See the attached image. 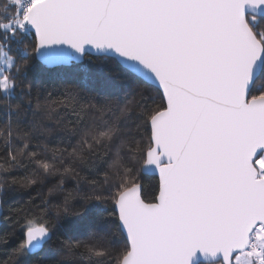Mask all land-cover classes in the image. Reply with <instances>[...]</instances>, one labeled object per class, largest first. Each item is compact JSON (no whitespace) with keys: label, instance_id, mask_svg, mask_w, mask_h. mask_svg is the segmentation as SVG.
<instances>
[{"label":"snow or ice","instance_id":"obj_1","mask_svg":"<svg viewBox=\"0 0 264 264\" xmlns=\"http://www.w3.org/2000/svg\"><path fill=\"white\" fill-rule=\"evenodd\" d=\"M12 191L0 264H264V0H0Z\"/></svg>","mask_w":264,"mask_h":264},{"label":"trees","instance_id":"obj_2","mask_svg":"<svg viewBox=\"0 0 264 264\" xmlns=\"http://www.w3.org/2000/svg\"><path fill=\"white\" fill-rule=\"evenodd\" d=\"M64 70L68 71L69 73L74 71V69H70L69 66H65ZM132 87H135V85H133ZM23 174H24L23 171L20 169H16L12 173V175L17 177L22 176ZM9 179H11V177H9ZM156 182H157V177L146 175L144 178V184L146 188H151L153 185L156 184ZM43 191H46V189ZM31 195L35 196V193H32ZM28 200H29V193L27 192H22V191L10 192L6 201L2 204L3 207L2 217L10 215L9 209L20 208L24 206ZM11 230H12L11 224L5 223L3 219H1L0 234L10 232ZM14 246L15 245H10L9 247L5 248L3 245H0V255H4L5 253L9 252L11 250V247Z\"/></svg>","mask_w":264,"mask_h":264},{"label":"water","instance_id":"obj_3","mask_svg":"<svg viewBox=\"0 0 264 264\" xmlns=\"http://www.w3.org/2000/svg\"><path fill=\"white\" fill-rule=\"evenodd\" d=\"M146 175L157 177L153 174H146ZM2 215H3V207H2V204H0V217H2ZM0 226H1V219H0Z\"/></svg>","mask_w":264,"mask_h":264}]
</instances>
